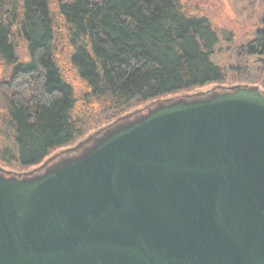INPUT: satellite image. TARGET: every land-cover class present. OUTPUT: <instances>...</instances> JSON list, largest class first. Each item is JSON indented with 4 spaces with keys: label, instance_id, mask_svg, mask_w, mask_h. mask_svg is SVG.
Here are the masks:
<instances>
[{
    "label": "water",
    "instance_id": "1",
    "mask_svg": "<svg viewBox=\"0 0 264 264\" xmlns=\"http://www.w3.org/2000/svg\"><path fill=\"white\" fill-rule=\"evenodd\" d=\"M0 264H264V89L159 98L0 165Z\"/></svg>",
    "mask_w": 264,
    "mask_h": 264
},
{
    "label": "trees",
    "instance_id": "2",
    "mask_svg": "<svg viewBox=\"0 0 264 264\" xmlns=\"http://www.w3.org/2000/svg\"><path fill=\"white\" fill-rule=\"evenodd\" d=\"M260 3L241 57L264 55ZM232 39L206 0H0V164L27 170L133 108L231 82Z\"/></svg>",
    "mask_w": 264,
    "mask_h": 264
},
{
    "label": "rangeland",
    "instance_id": "3",
    "mask_svg": "<svg viewBox=\"0 0 264 264\" xmlns=\"http://www.w3.org/2000/svg\"><path fill=\"white\" fill-rule=\"evenodd\" d=\"M206 2L208 9L213 17L215 25L221 31L226 30L232 34L233 39L230 42L223 40L221 46V50H222L221 53L225 66L228 67L230 66V63H235L236 58H238V56L239 58H241L238 59V62L236 63L242 65L241 66L242 68H240V70L243 73L241 75L240 74L230 75L233 78L231 79V82L229 81L227 83H222L221 85L258 84L261 86L260 83L264 80V77L262 76V78L255 81L257 78L256 75H254V72L255 69L258 68V66L263 71L264 62L258 60L259 57H263V54L258 56L254 55L250 57L248 56L241 57L239 52L240 51L239 47L244 43H246L247 41L251 40L255 36V33L258 29L263 28V24L259 22V17L263 12L262 10L263 8L261 6L260 0H206ZM223 36L224 35H222V37ZM244 63H254L258 65L255 68V65L254 66L245 65ZM245 72H247V74ZM249 76H253V78L248 79L247 77ZM214 85L216 84L197 90H206ZM8 169H12V168H8Z\"/></svg>",
    "mask_w": 264,
    "mask_h": 264
},
{
    "label": "flooded vegetation",
    "instance_id": "4",
    "mask_svg": "<svg viewBox=\"0 0 264 264\" xmlns=\"http://www.w3.org/2000/svg\"><path fill=\"white\" fill-rule=\"evenodd\" d=\"M260 58V57H259ZM259 60V59H258ZM262 61V60H261ZM264 62V61H263Z\"/></svg>",
    "mask_w": 264,
    "mask_h": 264
}]
</instances>
